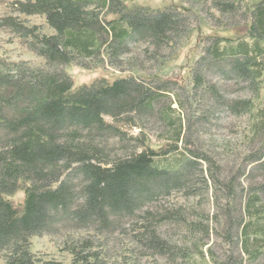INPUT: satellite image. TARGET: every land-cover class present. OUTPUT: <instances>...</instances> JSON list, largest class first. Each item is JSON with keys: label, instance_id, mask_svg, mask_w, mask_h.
Wrapping results in <instances>:
<instances>
[{"label": "trees", "instance_id": "obj_1", "mask_svg": "<svg viewBox=\"0 0 264 264\" xmlns=\"http://www.w3.org/2000/svg\"><path fill=\"white\" fill-rule=\"evenodd\" d=\"M210 7L245 27L237 37L202 39L189 71V93L155 74L99 78L75 87L63 69L74 63L86 70L104 65L119 70L130 46L140 43L148 45L142 53L157 60L188 30V9H152L126 0H24L13 5L18 16L0 17V29L46 65L0 58L3 264H64L38 260L30 251L31 238L61 228L85 233L63 243L70 264H142L144 258L231 264V257L221 260L211 246L203 251L212 237L239 247L250 262L264 260V0H213ZM33 15L44 17L53 34L19 17ZM207 72L233 82L245 95L228 99L206 80ZM198 90L207 110L191 117L206 122L216 106L246 119L244 150L231 155L235 170L225 169L211 151L179 147L185 135L181 110ZM172 95L174 101L157 108ZM150 118L171 129L165 142L153 144L142 131L133 136L123 129L142 130ZM202 186L212 215L181 203L158 204L175 193L185 200L201 196ZM17 194L20 201L14 200ZM166 224L177 229L181 244L160 231ZM117 233L130 246L127 255L109 254Z\"/></svg>", "mask_w": 264, "mask_h": 264}, {"label": "rangeland", "instance_id": "obj_2", "mask_svg": "<svg viewBox=\"0 0 264 264\" xmlns=\"http://www.w3.org/2000/svg\"><path fill=\"white\" fill-rule=\"evenodd\" d=\"M17 1L24 0H0V17L18 16L13 13V5ZM212 1L213 0H200L198 2H193L192 0H126L127 5H139L152 9H161L167 6L185 8L190 12L192 20L189 22L188 30L180 35L172 48H164L157 60L146 57L144 53H142V50L148 48V45L140 43L130 46V53L125 56L126 63H124L119 70L111 69L107 65L99 66L92 70H86L74 63L64 66L63 69L72 79L75 87L89 84L99 78L112 81L127 75L144 77L155 74L176 81L178 85L185 87L187 90L186 93H189L192 86L190 83L189 71L193 66V61L199 56L202 39L210 35L237 37L244 31L245 24L238 25L236 22L229 21L220 16L216 10L210 7ZM245 1L247 3H253L258 0ZM19 17L26 20L27 26H38L40 31L45 35L53 34L52 29L47 25L44 17L38 15ZM149 49L151 50L152 48ZM0 58L8 62H26L33 67L46 68L45 61L42 58L30 52L19 38L6 29H0ZM132 62L135 63V65H133ZM205 78L208 82L215 83L217 85L216 87H219L228 99H235L245 95L233 82H221L220 78L213 72H207ZM174 91L176 94L181 96L184 95V91L179 90V88H176ZM200 95L202 96V91L198 90V93L195 94L192 101H185V108L181 110L185 135L183 141L179 143V147L183 149V146H185L188 150H198L200 152L206 150L211 151L215 159L222 163L225 169L235 170L236 166L234 165V160L236 157L232 158L231 155L244 150L249 135L245 130L246 119L235 118L227 113H223L218 107L212 106L211 116H208L206 122H201L200 119L196 120V118H193V115L195 113L198 115L204 112L207 105V100L205 98H201L200 100ZM174 100L175 97L173 95L168 99H162L157 105V108L168 105ZM172 107L177 108V105L174 103ZM191 115L193 117H191ZM108 120L110 119L108 118ZM188 125L191 126V130H188ZM123 129L129 135L133 136L138 135L139 132L142 131V133L151 139L153 144L165 142L170 136L169 132L171 130L169 126H165L163 122L155 118L144 120L142 123V130L129 126H123ZM197 185V187H200L199 183ZM200 193L201 196L191 197L186 200L180 194L175 193L170 198H160L158 204L167 208L170 204L181 203L188 209L203 211L206 214L212 215L213 208L208 198L209 194H207L204 186H202ZM21 198L22 195L17 194L14 200L20 201ZM158 204L156 203V206ZM64 224L66 223H63V225ZM160 231L165 233V237L172 240V242L177 244L182 243L181 236L178 235L177 229L172 225H163ZM84 234L83 231H66V229L61 228L53 235L31 238L30 251L38 260H55L64 264H70L71 256L62 251L63 243L68 238H75L77 236H83ZM114 236L115 239L111 241L109 245L111 251L109 254L127 255L130 246L125 238L119 236L118 233ZM184 242L189 247L193 246V242L190 239H186ZM206 243H208V245L202 247L203 251H206L207 247L211 246V249L223 261H227V259L231 257V264H256L242 256L239 252V247L234 248L229 246L221 239L212 237L210 240L206 241ZM197 244L199 245V242ZM194 261L201 264H208L206 260H201L202 262H199L195 259ZM141 263L188 264L182 260L171 263L165 258H144ZM191 263L193 264V262ZM0 264H3L2 258H0ZM258 264H264V260L260 261Z\"/></svg>", "mask_w": 264, "mask_h": 264}]
</instances>
